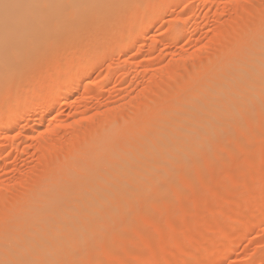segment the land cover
Segmentation results:
<instances>
[{"label": "rangeland", "instance_id": "rangeland-1", "mask_svg": "<svg viewBox=\"0 0 264 264\" xmlns=\"http://www.w3.org/2000/svg\"><path fill=\"white\" fill-rule=\"evenodd\" d=\"M260 1L254 0L253 3H244L242 0H154L152 3L160 6V10L155 16L156 19L144 25L141 29L138 28L140 22L136 26H131V20L136 17L137 13L130 14V17L134 15V17L131 18L128 16V13H126L124 17H127L124 19L123 16H121L120 21H122L120 23L119 21L117 22L118 25L128 24L130 27L122 37H117L112 32L108 33L112 34L106 37L108 36L107 34L104 37L105 39H99V35H96V37L94 36V38H92L93 41L90 45L87 46V34H85V37L78 43L79 46L76 45V47L80 48V53H78L79 49L78 52L76 51L77 53L74 51V54H77L76 56L72 57L67 55L69 53L66 54V52H63L64 54L62 53V55H59L61 58L57 55V58L51 59L48 63H38V66H30L27 74H25L27 79L24 78L25 76L21 77L26 80L23 81L20 78L19 80L21 82L18 80V84L17 86L15 85L16 88L13 90V92H15L14 94L21 96L19 97L20 99L17 100L18 104L20 103L19 106L17 103L14 104L9 114L5 115L2 119V122H5L8 118L18 114L16 126L6 130L2 134L0 133V227L2 223L7 221V218L9 220L11 217V214L7 217V215L1 213L4 212L2 211L4 207L6 209L8 207L9 209L10 207L13 208L16 206L13 209H16L18 214H21L20 220L24 221L23 217L26 215L25 219L27 218L30 221L28 210L29 208L31 209V201L37 192L40 190L43 191L47 185H55V181H49H53L52 179L57 177V173H55V163L57 164V159L69 161L71 159L70 151L74 148L72 152V154L74 153L73 155L77 157L81 156L82 159L86 156L88 157L84 149L92 144L91 134L93 130L102 128L104 125L107 129L109 128L108 125L111 127L112 125L107 122L109 121L107 117L111 113L112 118L114 116L111 124L115 122V125L110 129L118 125L119 127L117 126L118 128H116L120 130V133L124 130V132H122L123 135L119 136L124 138H121L118 142L116 141L119 139L118 135L120 133L117 134V129L115 131L117 132V139L116 137L114 138L116 140L108 139V141H113L112 143L110 142L111 148H114L117 143L120 145L126 138H130L131 136L126 134L129 131L130 133L132 132L131 135L133 137L138 129L139 134H141L140 131L147 128V125V129L149 130V128L153 127L152 125L162 123V117L166 118L167 115H171L169 114L171 110L167 112L168 109L165 110L163 107L166 106L167 108L170 105L171 109L173 105L176 106L175 104H177L178 106L179 103H182V100L183 102L186 101L187 99L185 97L191 94L196 83H199L198 81H200L202 77L212 74L211 72L206 74L207 71L204 69L206 66L217 63L218 65L213 66L214 69L215 66H219L220 61L222 62L224 59H228V57L231 56V54H228L231 51L228 52L227 50H231L233 45L234 47L236 45H243L242 48L246 47L244 45H247L248 42L245 41L244 35L253 19L251 13L253 10L255 15L257 13L255 17L256 21L264 24V0ZM141 2V4H143L142 6L147 9L149 3L147 4L144 0H141ZM145 3L147 4L146 6L144 5ZM150 5L152 6V4ZM243 7L245 8V16L242 17L245 20H241L242 18L238 17L236 13V11L244 10ZM146 12L147 10L142 12V14L144 13L142 16V23L146 22V19L149 17V14H146ZM235 22L238 23V26ZM261 26L262 25H260V27ZM220 28L222 29L220 30ZM231 30L237 31L235 33V35H237L233 39ZM258 30L259 32H264L263 29ZM220 31H222V34H220ZM217 35L220 42L216 43L213 38H216ZM131 38L133 39L131 40ZM251 41L255 42L250 39L249 43H252ZM125 45H130V48L126 51L123 50ZM234 49H236V47ZM223 50L226 51L228 56L223 54ZM218 52L226 56V58L219 55ZM217 58L219 61L216 62ZM221 58H223V60H220ZM29 69H31V74H29ZM213 73L215 74V72ZM63 81L69 84L72 83L75 86L71 94L63 95L58 89ZM155 98L157 100H155ZM2 101L3 99L0 100V105ZM162 101L166 103H162ZM164 104L166 105L162 106ZM260 105L264 106V104ZM160 107H162L163 111L165 110V117L164 115L162 116L164 112H160ZM174 108L176 109V107ZM252 108L248 112L249 114L255 112L254 109L252 111ZM258 108H260V110ZM258 108L257 110L259 111L255 113L257 115H253L256 118L251 115V118H253L252 120H255L253 124L248 125V121L246 120L247 117H245L246 121H244L247 122L246 124L249 127H247L248 129L246 130L248 133L238 136L234 134L236 131H240L239 127L236 125L240 127L244 125L243 123L238 122L239 124H236L235 122L240 121V118L244 119V116H247L246 113L245 115L239 114L238 116L241 115V117H239L237 121L232 120V122L234 121L232 126V122L227 125L234 130L232 133L236 137L231 136L235 137L233 142L230 137L228 138L224 135L225 131L226 133L229 132L227 131L229 129L227 126V130H224V127L222 130L216 132L218 134H214L215 140L213 138L212 142L216 143L213 145L214 148L211 149H218L217 147L219 146H215V144H218V140L216 141V139L219 136L221 138V135L225 136L224 138H227V141L231 140L232 143H230L235 146L234 149H232L233 152H230L231 156L221 153V151H223L220 150L222 149L221 144V147L218 149L220 150V156L215 155L218 153L212 151V153H215L214 155L217 156V158L214 157V161L210 158L211 154H208L210 157L206 156L208 157L207 159L205 157V160L213 161L208 163V166H211L209 164L213 163V169L208 166L206 168L207 161L204 162L205 165L202 166V168L196 164V166L193 167L195 163L194 160H190L193 165L190 163L189 159L186 160L189 162L188 164L184 161L188 166L189 164L192 165L193 173L194 170L199 167V169L197 168L195 171L196 175L192 174V177L190 175L187 176L186 171H182L185 166L179 169V172L182 171L181 179L178 175L180 174L177 170L178 167H176L177 169L175 171L177 172V177L176 174L172 173L174 171H170V175L173 174L175 176H170L171 179L174 177V185L170 190L168 186V188L162 189V191L168 189V196L166 197L167 199H163L165 201L162 204L163 206H160V208L158 207L157 204L160 202L155 204V206L157 205L156 207H153V204H151L152 206L149 205V203L152 202H145L150 209L149 211L147 210L148 212H144V208L141 210V205L144 203L143 200L146 197H149L153 192H155L156 195L159 193H161V195L163 194L159 192L161 191V188L159 190L161 182L160 184L155 182L156 179V181H159L156 176L159 173L155 175V173L158 172V170L155 169V173H151V176L157 178L151 186L146 187L148 189L150 188V190H141L135 196H132V199L130 198L129 201L131 202L128 201V207L127 204L123 206L121 217L126 213L125 209H128L129 206V210L132 207L133 209L135 208V210H139V212H135V210L132 209L130 213L128 211L129 215L126 213V216H128L127 219L130 220L131 218H129V216L131 212L132 214L133 211L135 213L134 216L131 215V217H133L132 223L129 222L131 225L126 226L128 225V222L127 224L125 223L127 219L123 221V218L126 216L122 219L119 217L120 219L118 218L117 220L114 219L115 221H110V224L112 223L113 225L114 223L120 224L118 228L119 226L123 228L122 224H125L124 227L126 226L127 228L125 227L123 230H119L121 229L119 228L116 230L117 228L114 229L112 227L115 231L111 230L112 232L110 233L115 232L116 234L118 233V235L114 234L117 238H114L113 234L111 237L107 235L110 237L112 243L107 237L108 240L104 239L103 243H108L107 246L109 245V247H107L105 243L102 244L100 241L96 240L98 236L95 238L92 237V239L99 242L101 246L92 244L96 242L91 240L92 243L90 242V244H92V246L90 247L92 248L89 250L84 248L82 251L83 255L85 253L84 259L82 257L83 261L78 262L80 260L77 261L74 258L77 264H264V215H259L261 217L258 216L259 218H256L257 221L256 219H254V221L250 219V216L253 214L251 211L252 204L264 203V107L260 106ZM244 110L246 111L248 108ZM244 110L243 112H245ZM173 111L172 108V112ZM175 111L177 112L179 110ZM159 116H162L161 119H157ZM249 117L250 116H248V118ZM243 119L241 122H243ZM158 120L161 122H158ZM79 123L81 125H79ZM106 123L108 125H106ZM234 123L236 125H234ZM149 125L151 126L149 127ZM158 126L159 125H157V127ZM235 126L236 129L238 128L237 130L233 129ZM113 131L114 130H112V135ZM144 131L142 134H144ZM108 132L110 133V131ZM240 132L242 133V130ZM232 133L230 134L232 135ZM248 134H251V141H248L249 138L247 139L249 136ZM108 135L106 134L107 138ZM216 135L218 136L217 138ZM220 140L219 145L221 143ZM223 141L224 140H222V142ZM136 142L137 140L135 143ZM110 144L108 146H110ZM137 144L138 142L136 145ZM80 145L82 146L80 147ZM108 146L107 144L106 146L104 145L107 149ZM225 146L227 147V145ZM194 147H200V151L202 150L199 144H196ZM226 147H224L223 152L229 149ZM77 148L79 151H77ZM111 148L110 155L115 149L112 150ZM107 149H105V156L107 154V157H109L108 152H106ZM198 149L194 150L195 158L197 157L196 154L198 153ZM82 151H84L86 155L83 154ZM199 155L200 153L198 156ZM204 155L205 154H201L197 159L199 160L200 157L202 159ZM89 158H93L91 160L92 163H94L93 160L97 162L94 156L91 157L89 155ZM99 159L100 158H97V160ZM107 159L108 158H106L105 161H107ZM197 159L195 161H197ZM201 159L199 160L200 162L204 161V157L202 161ZM202 163L200 164L202 165ZM180 164L181 163L178 165ZM160 170L164 173L161 174V172L159 174L162 175L160 181L163 183L164 181L162 178L166 177L167 173L169 175V171L165 173L166 171L162 170V168H160ZM89 171H92V173L95 172L94 169H90L88 172ZM153 171L154 170H152V172ZM85 173L88 174L87 176L91 174L87 173V171ZM86 174L84 178H86ZM73 175L76 174L73 172ZM67 176L72 178V172V177L70 174ZM170 177H168V180ZM175 178L179 179H177V183L175 182ZM64 179L65 177L63 179L57 178L56 181L58 184H61ZM171 179L169 180L171 181V183H169L170 187L172 186ZM67 180L65 179L64 182ZM164 180L167 181L166 179ZM132 182H125L126 184L116 183L119 186L122 184L123 186L126 185L125 188L129 187L128 189L132 191V189H135L138 185L136 181ZM52 183H54V185ZM155 183L156 185L159 184L158 187H154ZM164 187H166V184ZM29 189L30 191H28ZM46 189L47 188L44 190ZM156 191H158V193H156ZM22 195H24V197ZM29 197H31L32 200ZM151 197L152 195L150 198ZM162 197L164 196L162 195ZM245 197L246 199L244 200ZM251 197L252 201L250 200ZM150 198L149 200H152V198ZM247 198L251 202H247ZM146 204H144L143 207ZM157 207L159 208L158 210H162L161 208L164 207V210L158 211L156 209ZM5 208L4 210H6ZM200 209L201 213H203L202 216H206L204 217L206 222L205 225L207 222H209V225L207 224L208 226L202 227L203 229L198 231L196 227L199 218H197L196 215L197 212L200 213ZM28 220L26 222H28ZM236 221L239 223L241 222V224L238 226V222L236 223ZM211 223H213V226L216 225L214 226L216 230L213 229V226H210L212 225ZM235 223L238 227L234 225ZM132 225H135L134 227L138 231L134 232L135 228ZM232 225L237 227L238 231L235 227H232ZM230 226L235 228L237 233H234V229V234L229 232L230 229L226 230L228 227L230 228ZM109 227L111 228V226ZM114 227L117 226L114 225ZM131 227L133 228L131 229ZM118 231H120V233ZM221 231L228 232V235L223 239L224 241H222V239L220 240V238L223 237ZM227 232H223L222 234L225 233L226 235ZM218 235L222 237L219 238ZM213 236H215L214 240L216 241L212 240V242L211 239L214 238ZM101 237L102 236H99V238ZM94 245L96 247H94ZM86 248L89 247L87 246ZM112 252H116V256ZM111 253L113 255H111ZM112 256H114V258ZM80 257L81 256H79V259H81ZM227 258L230 259L229 263L224 262ZM65 263L64 261V264ZM69 263L76 264L71 261Z\"/></svg>", "mask_w": 264, "mask_h": 264}, {"label": "bare ground", "instance_id": "bare-ground-1", "mask_svg": "<svg viewBox=\"0 0 264 264\" xmlns=\"http://www.w3.org/2000/svg\"><path fill=\"white\" fill-rule=\"evenodd\" d=\"M144 1H146V3L148 4L150 0L148 1L144 0ZM151 1L146 9L144 6H142L143 4H141L142 3L141 0H0V100L3 99L2 104L0 105V133L2 134L6 130L14 128L17 124L18 114H16V116L14 117L8 118L7 120H5V122L4 121L2 122V119L5 115L9 114L14 104L17 103V105L19 106L20 103L18 104L17 100H19L20 99L19 97L21 96H17L16 94H14L15 92H13V90H15L18 84L17 81L21 77L25 76L24 78H26L25 74H27L28 68H30V66L34 67L35 65L38 66L39 65L38 63L41 64H43L44 62L48 63L51 59L57 58V55L58 56L60 54L62 55L63 52L64 53L66 52V54L69 53L67 55L72 57L76 56L78 49H79L78 53H80V48L76 47V45L79 46L78 43L82 40L83 37H85V34H87L86 36L87 46L90 45V43L93 41L92 38H94V36L96 37V35L97 36L99 35V39H103L108 33L112 32L115 36L122 37L130 27L128 26V24L118 25L117 22L119 21L120 23L122 21V20L120 21L121 16H123V18L125 19L127 17V16L124 17L126 13H128L129 17L130 14L137 13L136 17L134 19L132 18L131 20V26H136L140 22V26L138 28L141 29L147 23L151 21H155L156 19L155 16L156 14H158L157 12H159L160 10V6L158 4L154 5V3H152L154 0L152 2ZM242 1L244 3H250V2L253 3L254 0H242ZM146 3L144 4L145 6L147 5ZM150 4H152V6ZM145 10H147L146 14H149V17L148 19H146V22H143L144 23L143 24L142 16L144 13L142 14V12H144ZM244 11L245 8L244 10H239L238 12L236 11L238 17L242 18L241 20H245L242 17L245 16ZM251 13L253 19L252 21L250 19L249 20L251 21L252 24L248 22L250 23V26L248 27V29H246V31L244 30L245 31L244 39L245 41L248 42L249 46L250 45L251 46L249 47L247 44L244 45L247 48L246 47L242 48L243 45L242 46L236 45L235 46L236 49H234L235 47L233 45L234 48L231 47V50L230 49L227 50L228 52L231 51L229 53L227 52L228 54H231V56H229L228 59L226 58V56H228V54H226V51L224 50L222 51L224 55L226 54V56H223V54L218 52L219 55H222L226 59L223 60V58H221L220 60L223 61L222 62L220 61L219 66L217 67L215 66V69L213 66L218 65V63L214 65L212 64L206 66V68H204L207 71V73L205 71L206 74H208V72H211L212 74H209L208 76H204L205 78L202 77L201 78L202 80L200 79V81H198L199 83H196L191 94L189 96L186 95L187 96L185 97L187 99L186 101L183 102L182 100V103H179L180 101L178 102L181 107L179 105L177 106V104L175 103L174 104L176 106L174 105L173 106L176 107V109L173 106L170 109L169 104H168L169 107L167 108L165 106L166 104L162 105L165 106L163 107V109L164 108L165 110L168 109L167 112L171 110L170 111L171 113L169 112V114L171 115H167L166 118L162 117L163 115L165 117L166 114L164 112L165 110L163 111L162 107H160L161 108L160 112L162 113L164 112V114L161 113L162 116H159V118H157V119H161L162 117L161 120L162 123H158L157 124L159 125L158 127L156 124L153 123L154 125L151 124L153 127L149 128L148 130L147 129L148 125H147V128H144L143 130L140 131L141 134H139V129H138L137 131L138 134L137 132L136 134L134 133L135 136L133 137L131 135L132 132L130 133L129 131L126 133V131L128 130L125 129L126 130L125 133L127 135H130L131 137L129 136L130 138H126V140L123 142L121 140L122 143L120 145L117 143L114 149L111 148L112 146L110 142L111 140L117 139V134L120 133V130L117 129L119 127L118 125H117L118 127L116 126L117 128L113 127V129H110L112 126L115 125L114 124L115 122L111 124L112 123L111 121H113L114 118V116L112 118L111 115L112 113H111L107 117V119H109V121L107 122H109V124L112 125L111 127L106 123V125H108L109 127L108 129L104 125V127L102 128L93 130V133L91 134L92 144L84 149V151L88 154V157L87 156H86L87 158L85 157L86 159L85 158L82 159L81 156L77 157L73 155L74 153L72 154V152L75 148L71 149L70 151L71 159L69 158L70 159L69 161H63L57 159L58 162L56 161L57 164L55 163L56 172L54 171L55 173H57L56 175L57 177L55 178L63 179L65 177L66 180L68 178L69 179L66 182H64L65 181L64 179L61 184H58V182L54 178L55 180L52 179L53 181H49V182L55 181V185L54 183H52L54 186L50 184L51 186L47 185L48 186L47 187L45 185L46 186L45 188H47L46 190H44L45 189L44 188L43 191L41 190L38 191L36 195L32 193L35 195V197L33 198L32 196L33 200L31 197H29L32 200V201L29 200L32 202L31 209L28 207L29 208L28 212L30 214V218L29 217L28 218L30 219V221L27 218L25 219L26 215L23 217L24 221L20 220L21 214H18V212H16V209H13L16 206L13 208L10 207L9 209L8 207L6 209L3 206L6 210H4L3 208L2 211L4 212L1 213L7 215V217L9 214H11V217L9 220L7 218V221L5 220L6 222L3 221L4 223H2V226L0 227L1 230L0 231V264H62V263L64 264V261L66 262L65 264H68L70 261L75 262L77 264L78 260H80L78 262L83 261L82 257L84 259L85 253L84 255L82 254L84 248L86 250H89L90 248H92L90 247L92 246V244L101 246L100 243L102 244L105 243V242L103 243L104 239L108 240L107 238H109L110 240L112 234L118 235V233L116 234L115 232L114 233H110V232L115 231L113 230V228L114 229L117 228L116 230L121 228L120 226L118 228V225L120 224H116L113 222L114 225L117 226L114 227L112 223L110 224V221L114 219L117 220L119 217H121L122 215L121 212L124 204H127L128 207L129 205L128 201L130 200V198L132 199V196H135L143 189L150 190V188L148 189L146 187L151 186L157 177L159 181H156L157 180L156 179L155 182L159 184L161 182L160 184L161 187L159 186V190L161 188V191L159 192H162L163 193L162 195L164 197H162L161 193L156 195L155 192L151 194L152 200H149L151 195L149 197H146L143 200L144 203L143 202H142L143 204L140 203L142 204L141 210L144 208L143 209L145 210L144 212H148L150 209L149 207H147L148 205L145 202L147 203L152 202L149 203V205L153 204V207H156L158 205V207L160 208V206H163L162 204L165 202L164 200L167 199L166 197L168 196L167 195L168 189L165 191H162V189L163 188L166 189L169 187L170 190V188L173 187L174 185L173 178L175 177L173 174H176L177 177V172H175L177 169L176 167H178L177 170L179 172V169L185 166L184 167L185 170L183 168L182 171H186V175L187 176L190 175L192 177L193 175H196L195 171L197 170V168L198 169L199 167L202 168V166L205 165L204 162L206 161H207L206 164V168H207L208 163H210L211 161V160L210 161L205 160L206 156L210 157V155L208 154H211L210 158H212V160L214 161V157L217 158V156L215 155L220 156L219 155L220 150L224 151V147H226L225 145H227L229 149L227 147L226 148L229 151L226 149L227 151L225 152L221 151V153H225L231 156L230 152L232 153L233 152L232 149H234L235 147L233 146V144H231L233 142V139L240 134L242 135L248 133L246 132V130L249 128L248 125L253 124V121H255L252 120L253 118L251 117L253 115H257L255 113H257L260 110V108L258 107L260 106L264 107L263 105H260V104H264V32H259L258 30V29L264 30V28H261L264 27V24L258 23L256 21L255 17L257 16V13L255 15L254 10ZM131 17H134V15L133 16L131 15ZM236 24L238 26V23ZM259 24L262 26L260 27ZM221 26L223 27L222 23ZM221 29L222 28H220V30ZM234 31L235 30L231 32L232 39L235 38L237 35V34L235 35L237 31L235 32ZM220 32H221L220 34H222V31ZM111 34H108V36L106 37H109V35L111 36ZM218 35L216 36V38H213L214 41H216V43L220 42ZM132 39L133 38H131V40ZM250 39L254 40L255 42L251 41L252 43H249ZM124 47L125 48L123 50L126 51L128 50V48H130V45H125ZM74 51L77 52L74 54ZM59 58L61 57L59 56ZM217 61H219L218 58L216 62ZM29 70H30L29 74H31V69ZM211 70L212 71L214 70L213 72H215V74ZM24 78L21 79L23 81L27 79ZM19 82L21 81L19 80ZM59 87L60 88L58 89L61 91V93H63V95H69L73 92L75 86L72 83L69 84L68 82L63 81L61 86ZM155 100L157 99L155 98ZM165 101L164 102L162 101V103H166ZM250 107L251 108L253 107L252 111L254 107L256 109V110L254 109L255 112L253 114L248 113L251 110ZM172 108L174 110L173 112H172ZM246 108H248V110H246L247 112L244 110ZM257 108L259 110H257ZM175 110H179V111L176 112ZM243 110L245 112H243ZM245 113L247 116H244V119L240 118L241 120L243 119V122H241L240 119H239L240 121H237L238 118L241 117V115L240 116L238 115L239 114L245 115ZM248 116L250 117L248 118ZM245 117H247L246 120L248 121V123L245 122L246 121ZM232 120H236L237 121L235 122L236 124L243 123L244 125H246L244 126L240 124L243 126L240 127L239 125H236L234 123V125L239 127L240 131L242 130V133L240 131H236L234 133L236 136L232 133L234 130H232V128H229L230 126H227L230 122H232ZM161 121L158 120V122ZM233 122L231 123V126ZM79 125L81 124L79 123ZM151 125H149V127ZM226 126L229 128V129L227 128L228 130L226 129ZM236 126L233 129H236ZM223 128L224 130L226 129L227 131H229L227 132L229 134H227L225 131L226 134L224 133V135L228 138L230 137L232 142L231 140H228L229 141L228 143L227 138H224L225 136L221 135L220 138V136L218 137L216 135V138L218 137L216 139V141L218 140L217 141L218 144L217 145L215 144V146L221 147L222 144L221 147L222 149L218 150L219 147H217L218 149L215 148L216 150L211 149L214 148L213 145L214 143H216V142H212L215 136L214 134H218L216 132L222 130ZM103 129L105 132L103 131ZM116 129L118 133L115 132ZM112 130H114L113 135L115 132L116 136L112 135ZM144 130H147L148 132ZM108 131H110V133ZM143 131L144 134H142ZM122 132H124V130H122L121 133L118 135L119 139H117L116 142H118L121 138H124V137H119L123 135ZM105 133L107 135L109 134L108 138L106 137ZM230 133H232V135ZM250 135L247 137V139L249 138L248 141H251ZM231 136H235V137H231ZM115 137L116 139H114ZM108 139L111 140L108 141ZM136 140L138 142L137 145H136L137 142L135 143ZM219 140L221 142L220 145H219ZM222 140L224 141L222 142ZM107 141L109 142L110 146H108L109 144ZM225 142H227L232 148ZM106 144L109 150L104 147V145L106 146ZM196 144H199L201 146L202 152L200 151V147L197 148L194 147ZM81 146L82 145H80V147ZM110 148L112 150L114 149L111 152V155H110ZM194 148L195 149L199 148L197 150L198 153L196 154L197 157H199L201 154H205L204 156H202V159L201 157L199 158V160L201 159L202 161L204 157V161H202L203 163L200 162L197 159V157L195 158ZM105 149H107L106 152H108L109 157H107V154L105 156ZM77 151H79V149ZM84 151L82 152L83 154L86 155ZM212 151H215L218 154L214 153L215 154L214 155ZM204 152H206L207 155ZM199 153L200 155L198 156ZM89 155L91 157L94 156L97 162L93 160L94 163H92L91 160L93 158L90 159ZM208 157H206V159ZM97 158L100 159L97 160ZM101 158H103L104 160ZM106 158H108L107 161H105ZM188 159L189 161L194 160L195 162L194 165L190 161L193 167L196 165L199 166L194 170V173L192 172L193 171L192 165L191 164H189V166L187 165L189 162L186 160ZM196 159L197 161H195ZM179 163H181L180 165L182 167L178 165ZM200 163H202V165ZM212 164L213 163L209 164L211 166L208 167L212 168L213 167ZM160 168L166 171L165 173L169 171V175L167 173L166 177L162 178V180L164 181L163 183L162 181H160L162 175L159 174L161 172H162L161 174L164 173L163 171L160 170ZM90 169H94L95 172L93 173L92 171L88 172V170ZM155 169L158 170V172L155 173ZM152 170L154 171L152 172ZM86 171L87 173H91L89 174L90 177L87 176L88 174L85 173ZM170 171L175 172V173L172 172L173 173L172 175L174 176L172 177V179L170 177L172 176L170 175L171 174ZM71 172L73 177L71 176ZM73 172L76 175H73ZM181 172H179L180 174H178L180 179L182 177ZM151 173L153 174L155 173V175L157 173L159 174H157L156 175L157 177L154 178L151 176ZM69 174L72 178L67 176ZM85 174H86V178H84ZM168 177H170L169 180L170 179L172 180L171 187L169 185L171 181L168 180ZM164 179H166L168 183ZM177 179L175 181L176 183H177ZM132 181L134 182L136 181V183H138L137 187L135 189H132V191L128 189L129 187L125 188L126 185L123 186L125 182L131 183ZM116 182L123 184L119 186ZM156 183L154 184V187L155 186L158 187L159 184L156 185ZM163 184L164 185L166 184V187H164ZM28 191H30V189ZM156 193H158V191H156ZM26 195L29 196L28 194ZM22 196L24 197V195ZM245 199L246 197L244 198V200ZM250 200L252 201V197L250 198ZM251 201H249L247 198V202H251ZM144 204L146 205L143 207ZM155 204L157 205L155 206ZM254 205L252 204L253 208L250 205L252 209L251 211L253 212V214L250 216L251 217L250 219H252V221H254V219H256L259 215L261 216L264 215V203L261 202L260 204L258 203L255 206ZM158 207L156 208L157 210L159 209ZM129 208L128 209L124 208L126 210L124 211L127 213V215H129L128 211L130 213V210L132 211L133 209V207L130 210ZM163 208H161L162 210H158V211H163L164 210ZM133 210H135V208ZM136 211L139 212V210H135V212ZM199 211L200 213L197 212L196 215L197 218H199L196 227L198 231L202 230L204 227L209 225L208 224L209 222H207L208 225L207 224L205 225L206 222L204 217L206 216L204 215L202 216L203 213H201V209ZM126 213L123 214V217L126 216ZM134 214H135L134 211L133 214L131 212L129 216L131 220L127 219L128 216H126L125 218L121 217V219L123 218V221L124 220L126 221L127 219L125 223L127 224L128 222V225L126 226L131 225L129 224V222L132 223L133 217H131V215L134 216ZM27 220L28 222H26ZM237 222L238 221H236V223ZM236 223L234 225H236ZM211 224L212 225L210 226H213V223ZM239 224H241V222L237 223L238 226ZM122 225L123 228L119 230H123L126 227V226L124 227L125 224ZM109 226H111V228ZM132 226L134 227L135 225ZM214 226L213 229L216 230ZM133 227H131V229ZM232 227L235 226L232 225ZM232 227L230 226V228L228 227L226 230L229 229L232 230V231L229 230V232H232V234L237 233L238 231L237 227H235L237 231L235 228ZM233 229L235 230V232ZM136 231L138 230L135 228L134 232ZM118 232L120 233V231ZM221 232L223 233L227 231H221ZM222 233L221 235L223 237L219 235L218 236L219 238L222 237L220 238V240L222 239V241H224L223 239H225L224 237L228 235V232L226 233V235L225 233L224 234ZM107 235H109L110 237ZM115 235L114 238H117ZM99 236L102 237L105 236V237H103L102 239V237L99 238ZM215 236H213L214 238H212L211 241L212 240L216 241L214 240ZM92 237L94 238L97 237L96 240L100 241V243L96 242V240L92 239ZM98 238L101 239L102 241L99 240ZM91 240L95 241L96 243L94 242L92 243ZM90 242L92 244H90ZM110 242L112 243L111 240ZM97 243H99L100 245ZM105 244L107 246L108 243ZM95 245L94 247H96ZM87 246L89 248H86ZM107 247H109V245ZM112 253L115 254L116 256V252H112ZM112 253L111 255H113ZM78 255L81 256L80 257L81 259H79ZM112 257L114 258V256ZM70 258L73 260H71ZM74 258L77 261H75ZM224 262L229 263L230 259L227 258L225 259Z\"/></svg>", "mask_w": 264, "mask_h": 264}]
</instances>
